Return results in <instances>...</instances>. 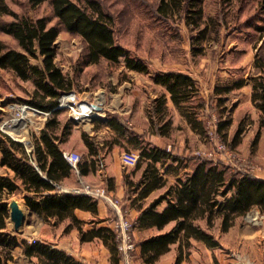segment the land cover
I'll return each mask as SVG.
<instances>
[{
	"label": "rangeland",
	"instance_id": "obj_1",
	"mask_svg": "<svg viewBox=\"0 0 264 264\" xmlns=\"http://www.w3.org/2000/svg\"><path fill=\"white\" fill-rule=\"evenodd\" d=\"M3 1L9 12L0 13V22L13 20L15 13L32 19L44 16L48 25L58 26L59 32L53 42L55 62L71 81V88L80 94L78 97L82 95L86 98L85 102L78 101L72 107L80 129L88 128L91 116L101 119L103 113L109 118H119L129 128L141 127L144 129V143L161 144L174 154L188 158L207 157L214 163H224L249 173L258 174L264 170L262 163L249 155V142L230 147L232 134L237 127L234 114L238 113L234 106L231 108L233 93L224 95L222 101L213 94L214 86L231 84L232 80L227 79L258 71L256 68L252 69L251 62L256 54L264 55V47H261L264 41L262 0H185L181 6H177L172 0H165L170 4L167 11L166 8L164 10L167 15L157 9L162 0H95L99 8L114 17L116 41L131 54L144 58L148 63L149 72L144 73L135 70L128 72L122 61L113 63L105 58L85 63L86 44L81 36L65 30L58 22V18L53 16L49 0H42L37 4L30 0ZM74 1L91 11L93 9L91 2L94 0ZM199 8L200 17L197 13ZM0 39L7 46L16 47V40L7 32L0 31ZM168 71H191L198 75L201 87L198 98L204 102L203 108L199 109V118L206 131L192 128L179 109L166 104L167 99L161 93V88L153 84L152 74ZM33 87L32 78L23 80L11 70L0 68V133H6L9 137L11 134L15 135L16 132L7 127L4 121L11 116L15 103L26 102L30 98ZM154 94L163 101L159 111L155 110V105L159 102L152 98ZM192 99L194 103L197 101L194 97ZM68 110L65 107L59 113L62 121L68 119ZM230 113L232 123L226 126L223 137L216 133L215 124L218 120L229 118ZM27 114L26 126L20 131L30 139L39 133L40 121L36 111L29 110ZM250 118L246 119L245 124ZM71 124L74 125L72 122ZM162 124L166 125L162 127L163 132L159 136L151 135L145 130L160 131ZM102 129L103 126L100 127ZM75 150L80 153L81 158L86 154L85 148L75 147ZM169 162L170 160L167 164ZM192 162L193 160L190 164ZM172 180L170 177V182ZM95 186L104 187L102 184ZM4 196L7 201L16 199L27 213V206L19 194L6 193ZM112 196L110 194L111 198ZM113 199H117L119 206L124 209L121 215L134 223V216L125 211L128 199L124 195ZM118 218L119 216L114 215L109 218L112 230L113 221ZM134 227L130 231V241L134 247L124 252L119 249L116 239L119 257L134 259L136 241L150 233V230H145L135 231L133 234ZM7 229L19 238H28L14 231L9 217ZM30 240L33 242L35 239ZM95 245L94 241L92 246ZM189 246L191 243L185 245L184 251L188 252ZM21 254L20 248L16 247L13 264H29L28 259ZM107 254L104 253V256Z\"/></svg>",
	"mask_w": 264,
	"mask_h": 264
},
{
	"label": "trees",
	"instance_id": "obj_2",
	"mask_svg": "<svg viewBox=\"0 0 264 264\" xmlns=\"http://www.w3.org/2000/svg\"><path fill=\"white\" fill-rule=\"evenodd\" d=\"M30 1L37 4L42 0ZM172 1L178 4L177 6H181L185 0ZM49 2L53 16L58 18V22L65 30L78 34L86 44L85 63L98 62L101 58H105L113 63L122 61L127 70L149 72L148 63L144 58L131 54L126 47L116 41L113 29L114 17L99 8L97 1L91 2L92 11L74 0H49ZM262 2L261 8L264 12V0ZM168 5L170 4L167 1L162 0L157 9L167 15L165 11H167ZM200 11L199 8L197 10L199 17ZM2 12L9 11L7 4L0 0V13ZM13 16V20L9 22H0V31L7 32L16 40V47H11L0 39V68L11 70L23 80L32 78L34 90L26 102L43 111L53 110L58 104L61 92L72 89L71 81L61 71L54 59L56 50L53 42L59 28L57 25H48L44 16L37 19L15 13ZM259 28L261 29L262 26ZM262 46L264 47V41ZM34 60L38 62H34ZM254 66L261 69L259 75L249 77L252 83L251 97L258 110L262 112L261 126L264 125V55L257 54ZM152 79L156 84L165 86L169 98L192 128L201 129V132L206 131L203 121L199 118L201 115L199 109L203 108L204 102L198 99L199 86L191 75L177 71L158 72L152 74ZM244 84L245 79H234L231 84L218 86L215 90L228 92L232 88L241 87ZM193 97L197 99L195 103L192 101ZM155 100L159 102L156 104L155 110L159 111L163 101L160 97ZM58 110L53 111V115L48 118L39 135L44 146L54 154H60L58 146L54 143L55 129L59 124L55 116ZM107 123L121 132L126 130L124 124L117 117L109 118ZM229 123L230 118L218 120L215 124L216 133L225 137V129ZM165 125L160 126L159 133L163 132L162 127ZM70 126V122L65 124L64 131L66 133L70 132ZM241 131L242 126L239 125L230 140V147L236 146L238 134ZM82 139L90 153L97 152L98 145L93 137L83 133ZM36 146L39 169L44 170L38 150L40 146ZM138 158L136 167L146 160L147 164L142 179L133 184L134 189H137L143 183L141 186L143 188L137 196H143L149 190L165 184L167 178L160 175L156 163H160L159 166L162 167L163 172L175 175V182L169 185L164 193L151 200L148 207L143 208L134 220L133 226L155 225L157 229H161L165 223L171 220H177L171 230L151 235L135 243L140 246V256L146 263L154 262L160 254L169 248V243L178 239L182 240L180 243L184 246L190 244L188 238L192 236L211 246H218L220 243L209 231L192 221L194 218L203 217L206 212L209 225L212 218L221 216V228L224 230L233 224L237 215L245 214L255 205L259 207L260 212L264 213L263 178L232 168L224 163H214L207 157H183L177 153L174 154L167 148L150 143L141 146ZM168 160L170 162L167 164ZM191 160L193 162L190 169L184 170L180 175L179 170L187 168ZM81 161L78 163V167L81 166ZM0 163L14 171V177L0 175V264H8V260L12 259L11 249L17 244L18 238L7 229L9 205L4 196L5 192L9 194L17 192L19 188L18 183L16 184L17 178L21 180L22 187L25 189L32 186L37 188L40 185L45 187L52 185L47 179L41 177L32 164L25 161L21 143L13 140L6 133H0ZM80 169L83 173L86 171L84 167ZM51 171L52 166L47 170L48 177H55ZM163 199L167 200V205L162 211H157L155 207ZM25 200L31 209L33 208L46 216L56 215L59 218L72 212L75 207L94 212L97 210L96 200L91 195L81 193H51L46 194L39 201L31 200L25 195ZM74 221L81 232L82 240H91L94 236H99L104 242H108L111 249L118 254L115 231L107 226L83 230L81 228L83 221L77 217H74ZM69 226L71 225L67 227ZM22 243L25 253L31 257L36 256L39 264H77L63 249L36 240L27 242L23 239ZM181 257L182 248L175 264H179Z\"/></svg>",
	"mask_w": 264,
	"mask_h": 264
},
{
	"label": "crops",
	"instance_id": "obj_3",
	"mask_svg": "<svg viewBox=\"0 0 264 264\" xmlns=\"http://www.w3.org/2000/svg\"><path fill=\"white\" fill-rule=\"evenodd\" d=\"M256 57L257 54L252 58L251 67L252 69H258V71L253 73L251 72L249 74L246 72L244 75L227 79L231 81L243 78L245 79V84L243 86L232 88L228 92H220L215 90L216 87L220 85H216L213 87V94L215 98H219V100L222 101L224 100V95L227 96L231 94V92L233 93L231 96V108L234 106V109H237L238 113L234 114V119H237V127L233 132L232 137L239 125L242 126V131L238 134V143L236 144V147L243 143L244 145L248 144L249 142V149H247L249 155L258 159L262 163L264 169V125L260 126L262 112L258 110L253 98L251 97L252 83L249 79L250 76L259 75L261 72L260 68L254 66V59ZM129 71L133 70L129 69L128 72ZM186 73L191 75L197 81L199 93H201V87L198 83V75L191 71H187ZM153 84L161 88V93H164V96L167 99L166 104L177 109L175 104L169 98V93L165 86L156 84L154 81ZM75 95L77 102H85L86 98L84 96L81 95L78 97L80 94L76 91ZM157 97L158 95L156 94L152 96L153 99H156ZM198 97L200 96L198 95ZM153 102L155 103L156 101L154 100ZM89 103L92 105V102ZM67 108H69L67 115L68 119L65 121H62L59 117V113L65 109L64 106H58L57 104L53 110L43 111L39 109L37 111L40 121L39 133L33 138H30L25 144L20 142L21 147H23V157L25 161L32 164L34 168L38 170L41 177L45 180L47 179L52 186L45 187L44 185H40L37 188L32 186L29 189H25L22 187L21 180L17 178L16 184L18 183L19 188L17 189V192L12 194H19L21 196L24 204L27 206V213H25L22 208L25 214V222L17 231L15 229L14 231L28 238L17 237L18 241L11 249L12 259L8 260V264L14 263L13 255L16 247L20 248V251L22 252L21 255L25 259H28L29 264H39L36 256L31 257L24 251L22 240L25 239L27 242H31V238H34L38 242L47 245L49 244L52 247H56L61 250L63 249L73 258L74 261L77 262V264H175L181 248L182 259L179 264H264V219L262 222H253L250 219L248 220L245 218V214L237 215L233 224L229 226L228 229L224 230L221 228L222 217L212 218L211 224L209 225L208 214L206 212L203 217L194 218L192 221L204 230L209 231L220 243L218 246H211L192 236L188 238V243H191V246H189L188 252H186L184 251L185 246L180 243L182 240L178 239L173 243H169V248L160 254L154 262L146 263L140 256V246L137 244L135 249L136 256L134 259L129 260L124 256L119 257V255L111 249L109 243L104 242V240L99 236H94L91 240L81 239V232H79V228L77 223L74 221V217L83 221L81 223V228L83 230L93 227L97 228L99 226H107L111 228V224L109 222L111 215L119 216V214L124 211L121 206H115L107 198L99 199L91 195L97 202V210L95 212L75 207L72 212L62 216L61 218L56 215L46 216L33 208L31 209L26 203L25 195H27L31 200L33 199L35 201H39L46 196V194L51 193L87 194L83 188L84 184H102L108 189L110 194L113 195L112 199L124 195L129 201V204L125 207V211L129 212L130 215L136 218L143 208L148 207L151 200L160 196L167 190L169 185L175 182V175L163 172L162 167L158 165L159 163H156L160 175L162 174L164 178H167L165 184H162L161 187L157 186L149 190L147 194L143 196H137L143 188L141 187L143 183L137 189H134L133 184L142 179L147 160L141 162L138 167L135 165L130 168H125L122 165L120 154L124 149L131 151L134 150L138 153L140 152L142 145L150 143H144L142 140L144 136V129L138 126L129 128L121 121L126 129L124 132H121L120 130L114 129L107 123L109 117L104 116L103 113L101 115V119H97L98 117L96 118L89 115L91 116V122H88V128L80 129L77 125L78 119L74 117V109H72V107ZM54 110H58V113H56L55 116L59 121L54 133L56 136L54 138V143L58 146L60 154L50 153L46 146H44L41 139H39L40 130L44 127L48 118L53 115ZM248 117H251V120L245 124ZM229 118L230 123H232L233 118L231 113ZM67 122H70L71 125L69 130L70 132L68 133L64 131V126ZM71 122L74 123L73 126ZM102 126L103 129L100 130V127ZM145 130L151 135L159 136L161 134L154 129ZM83 133H87L94 138L95 143L98 145L96 153L89 152L87 145H85L82 139ZM36 137L38 138L36 139ZM150 144L166 148L158 143ZM36 145L40 146L38 150L40 161L44 165V170L39 169ZM75 147L85 148L86 154L83 158H81V166L72 168L69 162L63 157L62 151L74 150ZM190 165L191 164H189L187 168L179 170V174L181 175L184 170L186 171L190 169ZM50 166H52L51 172L55 175V177H48L47 175V170ZM81 167L86 169L84 173L81 171ZM2 174L14 177V171L6 166H4L2 172H0V175ZM251 174L264 179V170L258 174ZM170 177L173 179L171 182ZM6 193L7 192H5V194ZM166 205L167 200L163 199L162 202L155 207V209L157 211H162ZM251 208H257L260 212L259 207L256 205ZM176 223L177 220H171L165 223L161 229H157L155 225L135 226L133 234L135 231L141 232L150 230L148 235L143 236L136 241L138 242L151 235L169 231L176 225ZM68 225L71 226L67 227ZM94 241L96 242V245L92 246ZM194 245L196 248L193 247ZM106 252L108 254L105 257L104 253Z\"/></svg>",
	"mask_w": 264,
	"mask_h": 264
},
{
	"label": "built area",
	"instance_id": "obj_4",
	"mask_svg": "<svg viewBox=\"0 0 264 264\" xmlns=\"http://www.w3.org/2000/svg\"><path fill=\"white\" fill-rule=\"evenodd\" d=\"M72 91L73 93L72 95H70V92ZM76 103L78 102L75 91L73 89L62 91L58 97V106L73 107V104ZM29 110H34L37 112L39 109L26 102H17L13 107V112L9 119L4 121V124H6L7 127L16 132L15 135L10 133L11 138L15 141L17 140L21 142L22 144H25L29 140V137L20 131L23 130V128H25L26 126V118ZM62 155L69 162L72 168H77L78 163L82 160L80 157V153L75 149L63 150ZM138 156L139 154L134 150H123L120 154L123 167L130 168L132 166H135L139 160ZM3 168L4 165H1L0 163V172H2ZM83 188L88 195L106 197L115 206H119L120 204L117 199H112L110 197V193L108 189L105 188V186H95L89 183L84 184ZM244 216L245 218H247L248 220L250 219L253 222H262L264 219V214L260 213L257 208L249 209V211H247ZM133 225V222H131L121 214H119L118 219H115L113 221L112 228L116 233V239L119 245V249H122L124 252L134 247V244H132L130 241V231L134 227Z\"/></svg>",
	"mask_w": 264,
	"mask_h": 264
},
{
	"label": "water",
	"instance_id": "obj_5",
	"mask_svg": "<svg viewBox=\"0 0 264 264\" xmlns=\"http://www.w3.org/2000/svg\"><path fill=\"white\" fill-rule=\"evenodd\" d=\"M73 91L70 92V95H72ZM100 108V107H98ZM9 205V218L13 222V227L17 231L25 222V214L20 206V204L17 202L16 199H11L8 202Z\"/></svg>",
	"mask_w": 264,
	"mask_h": 264
}]
</instances>
